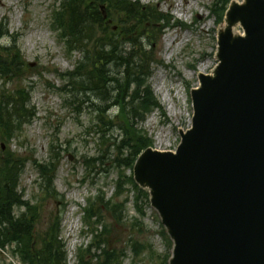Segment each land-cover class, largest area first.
<instances>
[{
  "label": "rangeland",
  "instance_id": "rangeland-1",
  "mask_svg": "<svg viewBox=\"0 0 264 264\" xmlns=\"http://www.w3.org/2000/svg\"><path fill=\"white\" fill-rule=\"evenodd\" d=\"M138 1L158 7L169 18V23H161L163 30L158 32L156 60L149 79L160 108L148 113L139 127L154 142L153 149L175 151L181 142L180 132L192 126L191 91L200 85L199 74L212 75L218 65V35L226 11L223 12L221 0ZM55 5L58 0H0V23L4 24V32L8 31L0 44L9 46L16 39L26 63L22 77L17 80L0 78V90L27 88L31 111L35 113L18 137L9 141L0 139V165L7 154L24 163L18 190L31 207H40L36 231L42 233L58 223L67 264H77L80 248L86 249L94 236L91 225L97 218L88 219L85 211L89 200L99 195L108 200L116 191L119 171L112 162L117 154L121 155L117 145L122 131L117 122L118 107L108 111L116 122L105 129V135L95 126L97 114L91 101L82 94L74 98L66 74L75 69L79 55L70 54L53 31L51 16ZM119 16L106 18L115 31L121 28ZM237 31L243 34L241 25ZM204 64L206 68L201 72L200 66ZM91 98L94 100L95 96ZM93 159L88 165L87 161ZM41 166L53 169L58 198H48L43 192ZM125 171L128 176L132 173L130 168ZM124 189L120 201L127 202L122 209V221L102 206L101 225L107 226L102 249L123 251L122 264H163L172 250L161 234L159 215L143 197L136 205L131 185ZM138 207L143 208V215ZM26 210L25 206L16 209L18 214ZM101 225L99 230L103 228ZM135 242L143 246L137 247V252ZM13 247L7 244L0 248V264H23ZM92 251L101 253L96 247ZM93 264L99 261L94 259Z\"/></svg>",
  "mask_w": 264,
  "mask_h": 264
},
{
  "label": "water",
  "instance_id": "water-1",
  "mask_svg": "<svg viewBox=\"0 0 264 264\" xmlns=\"http://www.w3.org/2000/svg\"><path fill=\"white\" fill-rule=\"evenodd\" d=\"M227 21L236 34L219 29L192 127L176 151L147 148L134 165L173 241L169 264H264V0H233Z\"/></svg>",
  "mask_w": 264,
  "mask_h": 264
},
{
  "label": "trees",
  "instance_id": "trees-1",
  "mask_svg": "<svg viewBox=\"0 0 264 264\" xmlns=\"http://www.w3.org/2000/svg\"><path fill=\"white\" fill-rule=\"evenodd\" d=\"M221 1L225 12L231 0ZM101 6H105L109 17L113 15L115 19L116 14L120 15L117 22L121 28L113 30L114 27L104 18ZM222 18L219 17L220 20ZM51 22L59 42L64 44L70 54L79 55L75 69L66 74L74 98L82 94L91 101L93 112L97 114L98 123L95 126L105 135V129L112 128L116 122V117L109 115L108 111L118 107L117 122L122 131V138L117 145L121 155L117 154L112 162L113 167L119 171L116 191L108 200L102 195L89 200V207L85 209L87 218H97L93 221L94 225H91L94 238L86 249L80 248L77 264H93L94 259L99 264H122L125 256L123 251L116 248L102 249L107 226L101 225V210L104 206L115 219L122 221V209L127 200L120 201V198L125 192L124 188L130 185L136 205L141 197L149 201L148 192L141 189L134 181L133 174L128 176L125 169L130 168L132 171L139 154L154 144L139 127V123L148 113L160 108L149 79L156 60L154 48L159 41L158 32L163 30L161 23H169V18L158 7L144 5L138 0H58V5L52 10ZM3 26L0 23V38L8 34V31L4 32ZM15 40L9 46L0 44V78L10 81L17 80L26 68ZM91 96H95V99ZM30 103L27 88L20 87L12 92L0 90L2 141L18 137L24 126L31 123L35 113L31 111ZM1 161L0 248H5L7 244L14 245L13 252L23 264H67V254L60 238V225L53 224L38 233L35 226L40 207H31L18 190L19 175L24 163L9 154ZM94 161H87V164ZM39 169L44 179L41 187L43 192L48 198H58L60 195L53 185V169L43 166ZM23 206L27 210L18 214L16 209ZM138 209L143 215V208ZM99 225L103 227L102 230L98 229ZM161 227V234L172 248L171 239L164 227ZM94 247L100 249L101 253L93 252ZM133 247L137 252V247L143 246L135 242ZM167 259L168 256L164 258L163 264H168Z\"/></svg>",
  "mask_w": 264,
  "mask_h": 264
},
{
  "label": "bare ground",
  "instance_id": "bare-ground-1",
  "mask_svg": "<svg viewBox=\"0 0 264 264\" xmlns=\"http://www.w3.org/2000/svg\"><path fill=\"white\" fill-rule=\"evenodd\" d=\"M228 29H231L232 31L235 32L234 34H236V26L230 25L228 21H227V22H224V23L221 25L220 32H221V33H222V32H225V31L228 30ZM237 33H238V32H237ZM205 68H206V65H205V64H204V65H201V66H200V70H201V72H203Z\"/></svg>",
  "mask_w": 264,
  "mask_h": 264
}]
</instances>
